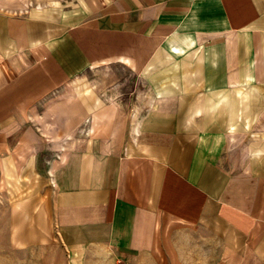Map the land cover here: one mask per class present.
Here are the masks:
<instances>
[{"label":"crops","instance_id":"0c3cea01","mask_svg":"<svg viewBox=\"0 0 264 264\" xmlns=\"http://www.w3.org/2000/svg\"><path fill=\"white\" fill-rule=\"evenodd\" d=\"M111 65L142 86L84 94L76 124L57 111L77 129L46 168L71 255L133 264L178 227L203 232L215 264H264V0H0V147L15 128L37 161L39 106Z\"/></svg>","mask_w":264,"mask_h":264},{"label":"rangeland","instance_id":"374dc122","mask_svg":"<svg viewBox=\"0 0 264 264\" xmlns=\"http://www.w3.org/2000/svg\"><path fill=\"white\" fill-rule=\"evenodd\" d=\"M26 1L31 7L46 4L50 0ZM68 1L72 5L80 2ZM167 75L168 72H163L159 80L151 78L150 88L158 86V83L169 85L170 79ZM144 85L148 87L149 84ZM141 86L139 77L120 65L95 68L86 76L74 80L67 88L69 96H56L45 107L40 105L37 118L31 123L43 138L38 139L37 161L30 160L29 144L22 145L17 152V144L13 142L17 139V129L6 131V135L11 134L12 143L8 144L10 148L0 147V264H120L111 251L86 250V256L79 259L71 255L61 240L54 218L56 193L52 191L51 183L47 180L46 168L47 161L62 150L53 141L70 135V140L75 138L76 144L77 129L62 128V123L58 120V110L66 108L73 111L75 121L72 122L76 124L79 121L76 118L78 101L84 99V94H93L92 102L102 94L104 97L100 99L108 104L116 98L110 96L111 88L135 89ZM202 103L204 100L198 102ZM189 116V110L183 112V119ZM69 120H72V116ZM88 125L89 121L86 129ZM80 126H83V122ZM206 240L205 234L200 230L175 227L172 239L165 241L164 248L159 251L160 255L155 258L141 257L133 264H215L214 255L219 252V248L212 241L207 243Z\"/></svg>","mask_w":264,"mask_h":264},{"label":"built area","instance_id":"2783aa9c","mask_svg":"<svg viewBox=\"0 0 264 264\" xmlns=\"http://www.w3.org/2000/svg\"><path fill=\"white\" fill-rule=\"evenodd\" d=\"M120 264H125V263L120 262Z\"/></svg>","mask_w":264,"mask_h":264}]
</instances>
